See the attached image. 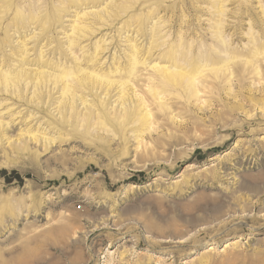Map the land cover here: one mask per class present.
Segmentation results:
<instances>
[{
	"label": "rangeland",
	"instance_id": "obj_1",
	"mask_svg": "<svg viewBox=\"0 0 264 264\" xmlns=\"http://www.w3.org/2000/svg\"><path fill=\"white\" fill-rule=\"evenodd\" d=\"M260 43L264 0H0V264H264ZM172 46L237 59L151 85Z\"/></svg>",
	"mask_w": 264,
	"mask_h": 264
},
{
	"label": "bare ground",
	"instance_id": "obj_2",
	"mask_svg": "<svg viewBox=\"0 0 264 264\" xmlns=\"http://www.w3.org/2000/svg\"><path fill=\"white\" fill-rule=\"evenodd\" d=\"M218 13L220 14L222 12L221 9H218ZM219 24L216 25V35H219L221 33V30H219ZM124 28V27H123ZM157 32V31H156ZM218 37V36H217ZM222 37V36H221ZM219 38V37H218ZM221 40V39H220ZM222 42V41H220ZM219 42V43H220ZM151 45V43H150ZM182 47V49L184 48L183 45H180ZM152 47V46H151ZM257 51L258 53L261 52V48L264 47V44H257ZM107 48V47H106ZM106 48H104L103 50H105ZM177 48V46H176ZM220 49H227V46H224L223 44L219 47ZM153 49V48H152ZM217 49V48H216ZM148 50V49H147ZM219 50V49H218ZM222 50H219L221 52H223ZM228 50V49H227ZM226 52V51H225ZM224 52V53H225ZM239 53V52H237ZM244 53V52H243ZM235 56V53H234ZM239 56V55H238ZM165 59H167V61L170 63V66L168 67H161L160 69L157 67H154V69L156 70L157 74L155 77H153L151 85H160V86H172V87H184V89H192L194 90V93L197 95L199 90L197 89V85L199 83V80L205 75V71H215V69H213L215 66H219L222 65V67L227 68V66L229 65V63L234 64L233 60L236 58L233 57L232 55L228 54V57L226 58H222L220 56H216L211 52H207L205 54L200 53L199 55H197L194 59L192 53L189 55L188 53H182V50L180 51L179 48H177V50L174 48V46L170 47L169 50L166 51ZM237 59V58H236ZM134 64H136V61L134 62ZM231 66V65H230ZM173 67V69H172ZM217 69V68H216ZM227 70V69H226ZM262 70V69H261ZM207 71V72H208ZM220 71V70H219ZM222 71V70H221ZM257 71V70H256ZM259 71V69H258ZM263 71V70H262ZM225 72V70H224ZM71 72H69L70 74ZM212 73H217L212 72ZM67 74V73H66ZM207 74V73H206ZM40 75V76H39ZM36 80L32 79L31 76H28L29 79V83L34 87H37L38 85H42L43 83H45L46 79H44V74L41 73L39 74ZM24 77L25 75L22 74L21 72L18 73V76L14 77V78H9L7 77V75H2V80L4 83H8V85L12 82L18 83L20 82L21 78L20 77ZM68 76V74L66 75ZM26 78V77H25ZM36 78V77H35ZM98 78V77H96ZM200 78V79H199ZM58 79V77H57ZM61 79V78H60ZM59 79V80H60ZM80 80V79H79ZM123 80V78L121 79ZM10 82V83H9ZM80 82V81H79ZM209 82V81H208ZM107 85H112L113 82L107 81L106 82ZM125 82H123L121 85H124ZM206 83V82H205ZM204 83V84H205ZM19 84V83H18ZM70 84V83H69ZM186 84V85H185ZM65 87V86H64ZM155 87V86H154ZM203 87V86H202ZM71 88V87H70ZM83 88V87H82ZM177 88V87H176ZM174 89V88H173ZM65 91H68V86L67 89H64ZM202 90V89H201ZM200 90V91H201ZM63 91V90H62ZM206 91V90H205ZM189 93V92H188ZM74 94V93H73ZM158 95V94H157ZM195 95V96H196ZM198 96V95H197ZM72 97V95H71ZM124 94H122L120 96L121 99H123ZM72 99V98H71ZM81 99V98H80ZM84 99V98H83ZM160 99V98H159ZM82 101V100H81ZM138 101V100H137ZM73 102V101H72ZM254 102V101H253ZM82 103V102H81ZM137 104V103H136ZM144 105V104H143ZM142 105V106H143ZM145 107V106H143ZM142 109V108H141ZM146 109V108H145ZM134 107L130 108L128 110H124V112H128V114H131L132 111H134ZM139 111V110H138ZM144 111V110H143ZM142 112V111H140ZM151 115V114H150ZM131 115H126L123 116V121L125 122L127 119L130 120V118H128ZM143 118H141V121L146 120L147 117H149V112L148 110H146L143 114H142ZM138 118V117H137ZM122 121V122H123ZM118 122V120H117ZM123 122V123H124ZM135 123V122H134Z\"/></svg>",
	"mask_w": 264,
	"mask_h": 264
},
{
	"label": "built area",
	"instance_id": "obj_3",
	"mask_svg": "<svg viewBox=\"0 0 264 264\" xmlns=\"http://www.w3.org/2000/svg\"><path fill=\"white\" fill-rule=\"evenodd\" d=\"M80 207V206H79Z\"/></svg>",
	"mask_w": 264,
	"mask_h": 264
}]
</instances>
